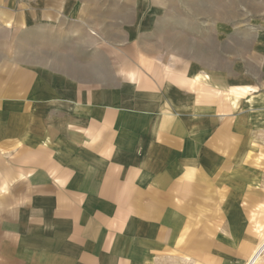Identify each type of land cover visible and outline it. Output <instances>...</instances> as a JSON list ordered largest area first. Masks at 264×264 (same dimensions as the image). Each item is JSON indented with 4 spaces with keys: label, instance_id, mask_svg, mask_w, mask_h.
Wrapping results in <instances>:
<instances>
[{
    "label": "rangeland",
    "instance_id": "374dc122",
    "mask_svg": "<svg viewBox=\"0 0 264 264\" xmlns=\"http://www.w3.org/2000/svg\"><path fill=\"white\" fill-rule=\"evenodd\" d=\"M96 4L99 8L95 13L88 12L90 4L85 5L86 12L79 18L81 25L64 23L65 29L58 34L47 28L4 25L0 28L4 35L0 41L2 54L18 53L19 59L10 63H15L12 67L18 68V73L23 71L24 80L35 79L30 70L40 69L42 74L66 71L72 74L67 77L69 80L88 82L76 85L66 79L72 87L65 89L67 95L82 93L79 99L90 100V92L95 93L100 86L108 87L104 97L107 96L106 102L113 106V112L133 107L134 128L130 133L136 135L121 133L118 147L107 149V158L99 152L100 160L104 158V163H97L102 172L114 163L119 165L116 177L124 179L134 161L145 157L144 146L136 150L132 148L134 144L146 143L145 134L152 127L164 133L161 143L166 144L167 166L175 171L171 184L176 185L168 190L164 207L167 212L159 226L162 234L148 236L151 245H155L152 255L146 254L152 264H207V260H215V264H264V124L259 123L264 115L254 108L264 90V84L257 79L260 69L256 68L254 58L255 48L261 47L257 38L264 37V0H216L217 7L226 4L229 11L212 10L211 0H96ZM82 32L86 35L80 47H76L74 43L81 41ZM164 39L170 43H164ZM224 42L228 46H223ZM60 52H65L69 59L62 61ZM215 52L220 61L216 64L221 65L216 68L208 66ZM239 52H243V57ZM191 55L200 56L204 67H199L201 70L240 65V75L255 78L244 81L246 91L238 94L239 102L233 99L237 107L232 109L228 100L214 98L221 93L209 94L207 88L200 87L190 89L188 77L175 76L188 68L192 70ZM115 57L125 60L111 61ZM95 64L102 67V75L93 73ZM128 69L135 73H127ZM51 81L57 85L55 91L67 84ZM91 83H96L95 89ZM194 98L199 99L198 104ZM159 101L164 105L160 106ZM96 104L92 116L100 117L103 106ZM51 110L52 115L62 118L73 116L63 105ZM141 110L148 111L146 118L138 116ZM184 110L199 115L174 121L185 114ZM134 191L145 205L147 195L143 196L139 188ZM103 202L85 211V216L96 211L111 216L105 225L99 226L98 233L106 237L113 232L114 238L93 253L86 244L75 241L76 244L66 247L77 249L80 258L116 264L121 259V249L127 245L124 240H128L130 233L126 227L128 219L110 225L111 218H117L112 209L118 201L111 194ZM29 215L32 229L37 228L42 213L32 208ZM256 223L262 226L255 228ZM63 225L64 221H60L58 227ZM146 228L147 225L143 231Z\"/></svg>",
    "mask_w": 264,
    "mask_h": 264
},
{
    "label": "crops",
    "instance_id": "0c3cea01",
    "mask_svg": "<svg viewBox=\"0 0 264 264\" xmlns=\"http://www.w3.org/2000/svg\"><path fill=\"white\" fill-rule=\"evenodd\" d=\"M86 4L92 7L90 9L88 6V12L95 13L96 8H99L96 0H0V28L4 25H12L13 28L31 26L33 29L38 28L37 30L47 28L50 33L54 31V34H58L65 29L64 23L73 22L81 25L79 18L86 12H84ZM223 5L217 7L216 0H211V9L214 11L217 8L229 11L228 5ZM85 35V32L79 34L82 39L74 43V46L80 47ZM3 36L0 31V41ZM163 41L169 42L167 39ZM257 41L261 43V47L255 48L254 54L256 68L260 69L257 79L264 84V37L257 38ZM1 48L0 264H56L55 258L58 259L57 264H98L96 260L94 262L92 259L80 258L77 249L66 246L76 244L75 242L86 244L87 250L93 253L98 251V248H103L105 241L109 243L114 238L113 232L106 237L98 233V228L105 225L108 222L106 220L111 216L102 215L99 211L91 216H85V211L95 208L96 204H104V198H108L111 194L115 195L118 202L112 209L117 218H111L110 225L128 219L126 227L130 230L128 240H124L127 245L121 249L122 256L116 264H152L146 254L152 255L155 245H151L148 236L162 234L159 226L164 220L163 215L167 212L164 211V207L168 199V190L175 188L176 185L174 181L171 184L172 174L175 171L167 166L169 155L166 144L161 143L164 133L152 127L149 134H145L146 143L139 141L134 144L132 148L136 150L144 146L145 157L134 161L131 169L126 171L124 179L116 177L119 165L114 163H109V167H105L102 172L97 163H104V158L109 156L107 149L118 147L120 134L127 131V136L136 135L130 133L134 128L132 127L134 122H131V116H135L133 107L126 106V110H122L121 113L113 112V106L106 102L107 96L104 97L108 87L100 86L95 93H88L90 100L84 97L79 99L82 93L76 96L67 95L66 90L72 89L67 80L75 82L76 85L82 84L83 81L69 80L67 77L72 74L66 71L42 74L40 69L37 72L30 70L35 79L30 81L26 77L24 80L23 71L21 70V74L18 73V68L12 67L15 63H10L19 59L18 53L2 54ZM60 53L62 61L69 59L70 56L65 52ZM239 53L243 57V52ZM193 56H189V60L194 63L192 70L188 68L175 76L181 79L188 77L191 82L190 89L207 88V92L214 95L219 92L221 96H215L216 100H228L230 108L233 109L235 105L237 107L233 99L239 100L238 94L247 89L243 87L244 81H249L252 75L249 74V78L243 77L240 75L241 66L233 67V64L222 65L223 68L218 70H201L199 67H204L200 64V56ZM218 56V52H215L212 61H208V66L214 68L219 66L216 64V62L220 63ZM95 60L98 61V58ZM120 60L125 59L115 57L111 61ZM197 63L200 65L195 66ZM97 67L100 65H93V69L96 70L93 73L96 76L102 75V67L101 69ZM245 67L249 69V65L245 64ZM127 73L131 74L135 71L128 69ZM134 77L136 78L135 75ZM9 79L13 80L9 81ZM48 79L67 84L59 86L55 91L57 85H52V81L50 84ZM46 82L47 85L41 84ZM86 83L88 82L83 84ZM25 86H28L26 91L23 90ZM91 87L95 89L96 83H91ZM93 95L97 99H94ZM259 95L260 99L257 101L259 104L254 108L264 115V90ZM194 99V103L199 101L198 98ZM97 102L101 103L103 109L100 117H93ZM57 104L71 110L72 112L69 113L73 116L62 118L52 115L51 109L58 106ZM159 105L163 106L164 103L159 101ZM140 112L142 114L138 116L147 117L148 111ZM184 112V115L174 121L181 122L184 118L189 119L199 115L193 111L184 110ZM162 117L165 118L164 115ZM259 123L264 124V118ZM99 152L105 155L101 160ZM118 181L123 182L119 184ZM134 188L143 190V196L147 195L145 205L141 201L142 197L136 195ZM22 207L24 209H21ZM32 208L42 213L39 221L36 220L39 228L32 229L29 215ZM63 211L65 213L61 215L60 212ZM25 212H29L28 215L24 214ZM60 221H64V225L58 227ZM146 225V231H143ZM260 226L262 225L256 223L255 228ZM118 237L117 231L115 238ZM207 262V264H215V260H207Z\"/></svg>",
    "mask_w": 264,
    "mask_h": 264
}]
</instances>
